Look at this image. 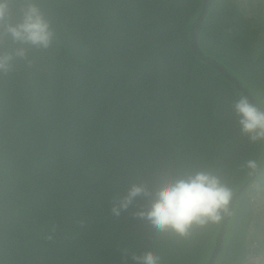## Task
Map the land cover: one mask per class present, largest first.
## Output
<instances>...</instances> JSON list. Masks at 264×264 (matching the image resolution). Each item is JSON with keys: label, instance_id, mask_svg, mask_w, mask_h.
<instances>
[{"label": "trees", "instance_id": "16d2710c", "mask_svg": "<svg viewBox=\"0 0 264 264\" xmlns=\"http://www.w3.org/2000/svg\"><path fill=\"white\" fill-rule=\"evenodd\" d=\"M27 2L47 47L7 31ZM202 2L6 0L0 52L24 54L0 70V264H206L224 215L181 236L138 214L196 171L231 200L264 151L234 109L247 99L189 47ZM263 34L264 0H211L196 42L264 112ZM133 185L143 191L121 207ZM214 264H264V166Z\"/></svg>", "mask_w": 264, "mask_h": 264}, {"label": "clouds", "instance_id": "9594fccd", "mask_svg": "<svg viewBox=\"0 0 264 264\" xmlns=\"http://www.w3.org/2000/svg\"><path fill=\"white\" fill-rule=\"evenodd\" d=\"M6 14V0H0V17ZM7 31L13 41L26 42L40 47H47L51 31L48 22L40 11L30 2L23 9L21 21L9 26ZM24 49L12 52H0V70L6 69L13 56H23ZM240 117L242 132L248 134L251 141L264 139V112L257 111L241 98L234 105ZM246 166L254 170L256 162L249 160ZM143 191L142 186L133 185L121 203L125 207L131 198ZM232 192L220 183L216 176L196 171L185 178L178 179L159 192L155 201L146 211L138 213L143 216L154 231L171 229L183 236L191 225L204 226L218 222L222 215L228 214L227 205ZM137 264H158L157 257L144 255L136 257Z\"/></svg>", "mask_w": 264, "mask_h": 264}, {"label": "water", "instance_id": "95a60500", "mask_svg": "<svg viewBox=\"0 0 264 264\" xmlns=\"http://www.w3.org/2000/svg\"><path fill=\"white\" fill-rule=\"evenodd\" d=\"M210 4H211V0H203V2H202L201 12H200L198 18L196 19L192 29L189 32V47L195 56H197L201 61L210 65L214 70H216L219 74H221L224 78H226L233 86H235L237 88V90L247 99V101L249 102V104L252 107H254L259 112H263L256 106V104L254 103L253 99L249 96V94L233 78H231L216 63H214L210 59L204 57L197 47L196 38H197L198 29L200 28V25H201L202 21L204 20L206 14L210 8ZM263 166H264V151H263L262 157L259 161V164L256 167V169L254 170L251 177L246 181V183L242 187H240L237 190V192L234 194L232 199L229 201L228 206H227L228 214H224V217L222 219V222H221V225H220V228L218 231V235H217V238L215 241L213 251H212L210 257L208 258V260L206 261V264H214L215 263L217 256L219 254L221 245H222V240L224 238V235H225V232L227 229V225L229 222V218H230V214L232 212L233 206L237 202L238 198L247 191L248 187L254 183L255 179L260 174Z\"/></svg>", "mask_w": 264, "mask_h": 264}, {"label": "rangeland", "instance_id": "374dc122", "mask_svg": "<svg viewBox=\"0 0 264 264\" xmlns=\"http://www.w3.org/2000/svg\"><path fill=\"white\" fill-rule=\"evenodd\" d=\"M254 7H256V5H255ZM256 8H259V7L257 6ZM261 39L264 40V34L261 36ZM256 200H258V199H256ZM256 200H254V201L257 202ZM258 203H259V202H258Z\"/></svg>", "mask_w": 264, "mask_h": 264}]
</instances>
